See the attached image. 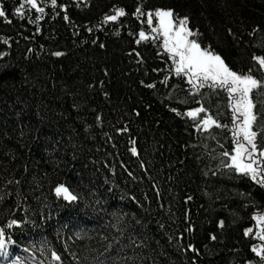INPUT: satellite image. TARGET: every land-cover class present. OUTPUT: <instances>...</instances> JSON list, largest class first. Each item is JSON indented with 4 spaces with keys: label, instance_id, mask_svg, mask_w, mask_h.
I'll list each match as a JSON object with an SVG mask.
<instances>
[{
    "label": "trees",
    "instance_id": "1",
    "mask_svg": "<svg viewBox=\"0 0 264 264\" xmlns=\"http://www.w3.org/2000/svg\"><path fill=\"white\" fill-rule=\"evenodd\" d=\"M163 15L250 81L246 156L233 81L182 69ZM0 241L4 264H264V0H0Z\"/></svg>",
    "mask_w": 264,
    "mask_h": 264
},
{
    "label": "rangeland",
    "instance_id": "2",
    "mask_svg": "<svg viewBox=\"0 0 264 264\" xmlns=\"http://www.w3.org/2000/svg\"><path fill=\"white\" fill-rule=\"evenodd\" d=\"M174 22H172L168 16L163 15L159 19V26L161 40L165 42L168 51L175 55V61L179 66L182 69L185 68L187 71H190L192 75L199 76L202 79L208 78V80L215 81L213 79L220 78L222 79L220 82L233 81L230 93L235 101L234 132L237 128L243 129L244 131L240 138L235 132L236 138H239V141L238 139L236 140L237 151L240 154L241 152H245L251 147L252 138L248 140L244 134L247 129H249L252 117L248 100L243 98L241 101L239 95L250 85V81L230 73L229 76L226 77L224 73L226 69L222 62L216 56H212L207 51L203 50L201 48L202 46L196 42L193 37L191 38L189 36L190 34L187 35L184 32L181 25H176ZM205 75H207V77H205ZM196 79L199 81V78L196 77Z\"/></svg>",
    "mask_w": 264,
    "mask_h": 264
}]
</instances>
